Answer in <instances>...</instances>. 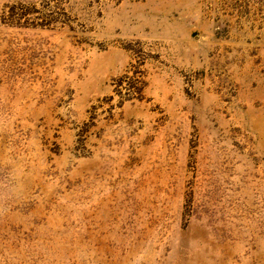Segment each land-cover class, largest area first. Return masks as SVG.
I'll return each mask as SVG.
<instances>
[{"label":"rangeland","instance_id":"obj_1","mask_svg":"<svg viewBox=\"0 0 264 264\" xmlns=\"http://www.w3.org/2000/svg\"><path fill=\"white\" fill-rule=\"evenodd\" d=\"M0 264H264V0H0Z\"/></svg>","mask_w":264,"mask_h":264}]
</instances>
